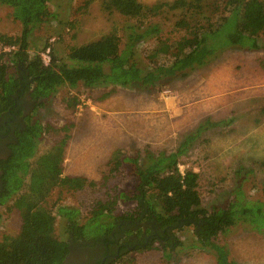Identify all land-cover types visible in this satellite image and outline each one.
Returning a JSON list of instances; mask_svg holds the SVG:
<instances>
[{
	"label": "trees",
	"instance_id": "1",
	"mask_svg": "<svg viewBox=\"0 0 264 264\" xmlns=\"http://www.w3.org/2000/svg\"><path fill=\"white\" fill-rule=\"evenodd\" d=\"M52 1L0 0V4L12 7L13 17L22 24L20 35L0 32V45L16 47L0 52V115L16 108L24 92L31 95L36 109L26 128L18 132L10 154L0 160V206L13 200L22 218L17 234L0 239V264H63L72 241H114L121 232L124 238L132 233L138 237L153 234L151 240L155 238L168 246L170 254H167L172 256L183 242L175 240L170 232L189 226L195 236L193 248L213 252L218 264H234L228 260L226 247L217 242L218 236L241 222L264 232V201L246 197L237 190L227 205L207 208L199 191L198 172L182 171L179 160L206 127L218 123L208 119L200 124L171 153L146 151L143 157L141 153L117 152L109 164L110 175L122 166L128 167L137 180L134 190L117 191L107 199L97 200L85 217L78 207L58 205L55 213L47 204L56 187L77 190L98 183L81 175H64L69 136L53 143L47 151L38 152L46 128L50 131L52 127L42 124L37 111L65 85L155 89L188 76L227 47L259 49V36L264 33V0H171L152 4L140 0H103L110 12L118 11L137 19L138 23L126 24L125 42L114 29L96 40L72 47L65 59L56 56L52 46V62L45 65L40 51L50 41L38 48L33 45V37L43 22L58 18V12L50 8ZM170 11L177 15L174 26L184 30L177 40L159 37L162 28L153 21ZM153 35L158 36V44L148 55V63L140 64L137 47ZM163 56L167 59L160 62L158 59ZM75 104L76 100L69 102ZM121 200L134 202L133 208L118 213ZM58 217L64 223L65 238L56 234ZM140 242L144 244L145 237ZM150 244L151 241L140 247ZM130 251L125 250L114 261Z\"/></svg>",
	"mask_w": 264,
	"mask_h": 264
},
{
	"label": "rangeland",
	"instance_id": "2",
	"mask_svg": "<svg viewBox=\"0 0 264 264\" xmlns=\"http://www.w3.org/2000/svg\"><path fill=\"white\" fill-rule=\"evenodd\" d=\"M140 1L152 4L171 0ZM50 8L59 16L35 30L33 45L41 48L54 38V54L62 59L72 47L96 40L114 29L125 42L126 24L138 23L135 17L110 12L103 0H54ZM12 12V7L0 4V32L17 36L21 34L22 24ZM176 18L171 11L155 17L153 21L162 28L157 35L179 39L184 30L174 26ZM157 35L138 45L140 64L148 63V55L158 44ZM259 41L261 47L254 50L227 47L188 76L175 78L155 89L122 85L88 88L82 83L76 87L62 86L37 111L42 124L52 127L50 131L46 128L38 152L47 151L53 143L69 136L64 175H81L98 184L77 190L56 187L47 204L55 213L58 205L75 206L87 217L97 200L107 199L117 191L134 190L137 180L128 167L122 166L110 175L108 161L114 150L141 153L143 157L146 151L171 153L187 134L208 119L218 124L206 127L179 157L181 169L198 172L203 205L207 208L227 205L237 190L246 197L264 201V33ZM166 59L163 56L158 60ZM106 93L115 100L105 101ZM75 100L74 106L69 105ZM108 116L115 121L106 123ZM91 119L92 123L98 120L89 129L95 132L92 145V133L87 131ZM133 206L134 202L121 200L116 211L126 212ZM0 212V239L17 234L22 218L14 201L1 205ZM56 234L66 237L60 217L56 221ZM170 234L183 242L172 256H168V246L154 238L149 246L126 252L113 264H218L213 252L191 246L195 242L192 226L173 229ZM217 242L226 247L229 262L264 264V232L248 223L230 227L218 236Z\"/></svg>",
	"mask_w": 264,
	"mask_h": 264
},
{
	"label": "flooded vegetation",
	"instance_id": "3",
	"mask_svg": "<svg viewBox=\"0 0 264 264\" xmlns=\"http://www.w3.org/2000/svg\"><path fill=\"white\" fill-rule=\"evenodd\" d=\"M35 110L31 95L24 92V95L18 98L16 108L7 114L0 115V160L7 158L10 154L11 146L18 140V132L26 128V125L33 119ZM122 233L115 236L114 241L100 240L94 243L89 240L72 241L70 254L63 264H113L122 252L148 244L153 236V234L145 235L144 233L138 237L132 233L124 238ZM142 237L146 239L144 244L140 242ZM131 242L133 244H130Z\"/></svg>",
	"mask_w": 264,
	"mask_h": 264
},
{
	"label": "built area",
	"instance_id": "4",
	"mask_svg": "<svg viewBox=\"0 0 264 264\" xmlns=\"http://www.w3.org/2000/svg\"><path fill=\"white\" fill-rule=\"evenodd\" d=\"M55 39L53 38L50 42V45L46 46V48H44L43 50L40 51V55H41V58L43 60V63L45 65H48L52 62V42L54 41ZM16 47L15 46H11V45H0V52H7V51H12L14 50ZM181 168V167H180ZM182 171H184L183 169H181Z\"/></svg>",
	"mask_w": 264,
	"mask_h": 264
},
{
	"label": "crops",
	"instance_id": "5",
	"mask_svg": "<svg viewBox=\"0 0 264 264\" xmlns=\"http://www.w3.org/2000/svg\"><path fill=\"white\" fill-rule=\"evenodd\" d=\"M132 97L134 98V96H132ZM104 99H106L105 101H107V100L109 101V100H110V102H111V100H115V99H114V96H113V95H110L109 93H106V94H105ZM131 101H132V100H131ZM132 102H134V101H132ZM100 105H101L100 107H102V109L106 110V109L104 108L105 106L103 107L102 104H100ZM91 115H92V114H90V115H88V116H90V117L92 118ZM94 118L98 119V117H95V116H94ZM110 120H111V121H112V120L115 121V119H113L112 116H108V119L105 120V122H106V123H107V122L109 123ZM93 121H94V123H95V122H98V120H97V121H96V120H93ZM94 123H92V119H91V123H90V125L87 126V127H88L87 131H88L89 129H91V128L93 129L92 124L94 125ZM88 124H89V123H88ZM99 124H100V123H99ZM91 133H92V141L90 142V145L93 144V138L95 137V136H94V135H95V132H94L93 130H92V131L89 130V134H91ZM96 134H97V132H96ZM99 136H100V135H99ZM98 138H99V137H98ZM94 139H95V138H94ZM120 150L123 151L122 149H116V150L113 151V153H112V155H111V158H110V160L108 161V164H110V161H111L112 157H113L117 152H119ZM123 152H124V151H123ZM106 156H107V158H109V157H108L109 155H106ZM93 160H97V157H94Z\"/></svg>",
	"mask_w": 264,
	"mask_h": 264
}]
</instances>
